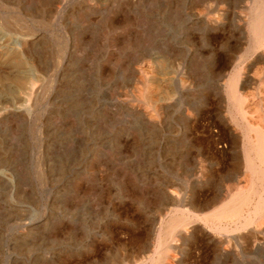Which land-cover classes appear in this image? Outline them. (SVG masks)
Returning a JSON list of instances; mask_svg holds the SVG:
<instances>
[{
    "label": "rangeland",
    "instance_id": "374dc122",
    "mask_svg": "<svg viewBox=\"0 0 264 264\" xmlns=\"http://www.w3.org/2000/svg\"><path fill=\"white\" fill-rule=\"evenodd\" d=\"M263 4L0 0V264H264Z\"/></svg>",
    "mask_w": 264,
    "mask_h": 264
},
{
    "label": "bare ground",
    "instance_id": "6f19581e",
    "mask_svg": "<svg viewBox=\"0 0 264 264\" xmlns=\"http://www.w3.org/2000/svg\"><path fill=\"white\" fill-rule=\"evenodd\" d=\"M261 10L262 9H260V11ZM263 11H264V9H263ZM263 11L261 13H263V15H264ZM257 16L258 17H253V18H256V19H253V20H255V21H253V22H255V28L254 27L253 28H254V33H255V37H256V41H254V42H257V44L261 45V43L264 40V21L262 22V20H261L262 19L261 18L262 15L259 16V14H258ZM250 24H251V26L254 25L252 23H250ZM251 26H250V28H251ZM253 28H251V29H253ZM252 35H254V34L252 33ZM254 48H256L255 45H254ZM236 80H237L236 77L232 80L231 87L229 86L230 83L228 84V87H230L229 90L232 93V96H231V98L233 100L232 102H239L240 101V98H239V96L237 95V93L235 91ZM21 88L23 89V87H21ZM229 90H227L228 93H229ZM237 92H238V90H237ZM229 96H230V94H229ZM239 105H240V102H239ZM248 129L249 130L247 131L245 139H244L246 141V144H244V146L246 145V147H244V148H246L245 149V156H244L245 157V162H246V164H245L246 166L245 167H246L247 171L251 172V174L253 175V178H256V180L258 179L257 180L258 183L260 182V184H264V132H262L261 130H258V129H251V127L248 128ZM250 131L256 132V134H257V135H255L256 139L254 138V140H252L250 138L251 137V135L249 136ZM249 145L251 146L250 149L248 147ZM257 182L253 179L252 187L249 188V189H251L250 190L251 192L248 195L242 196L241 199L239 200V202L236 205L233 204L234 206H227L228 205L227 204L226 205L227 208L225 207V210H222V211H219L218 213H216L214 219H216L218 221V219L221 220L220 218L226 217L227 219H229V221H231L233 223H236L235 221L239 222V220L242 219L245 222V225L243 226L244 229H246L247 227L250 228V226H253V224L258 219V217H260V216H262L264 214V191L262 193H260V191L256 187ZM253 200L256 201L255 204L253 203ZM252 206H254L253 210L250 209ZM250 210H251V212H249ZM246 211H248V214L245 217V214H246L245 212ZM190 219H191V217H190ZM259 219H262V217L259 218ZM206 220H208V219H206ZM183 222L184 221H181V220H180V222L179 221L176 222V226L174 225L175 228L178 227V226L183 225ZM257 223H259V222L257 221ZM186 224H188V223H186ZM259 226H260V224H259ZM236 227H238V225ZM261 227H262V225H261ZM227 228H222L221 226L217 227L216 228V232L218 231V232H221V233L222 232H227L228 233V229ZM237 230H239V229H237ZM241 235H242V233H241ZM243 240H245V239H243ZM246 240H247V238H246Z\"/></svg>",
    "mask_w": 264,
    "mask_h": 264
}]
</instances>
